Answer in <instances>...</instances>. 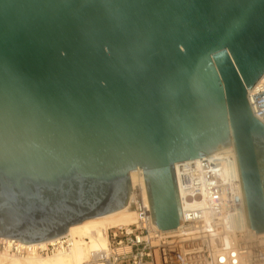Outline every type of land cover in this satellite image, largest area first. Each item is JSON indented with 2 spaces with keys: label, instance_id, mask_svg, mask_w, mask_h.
I'll return each instance as SVG.
<instances>
[{
  "label": "water",
  "instance_id": "95a60500",
  "mask_svg": "<svg viewBox=\"0 0 264 264\" xmlns=\"http://www.w3.org/2000/svg\"><path fill=\"white\" fill-rule=\"evenodd\" d=\"M263 72L264 0H0V238L46 243L122 210L136 169L152 228L174 230V165L229 147L264 234L246 97Z\"/></svg>",
  "mask_w": 264,
  "mask_h": 264
},
{
  "label": "built area",
  "instance_id": "2783aa9c",
  "mask_svg": "<svg viewBox=\"0 0 264 264\" xmlns=\"http://www.w3.org/2000/svg\"><path fill=\"white\" fill-rule=\"evenodd\" d=\"M262 93L264 72L246 96L252 115L264 125V107L257 108L264 104V97L253 98ZM208 157L174 166L182 223L171 231L152 228L146 192L138 180L130 182L135 221L107 231V247L96 261L101 264H264V234H256L247 227L234 151ZM70 246L71 240L66 235L43 245H24L0 238V251L17 258L46 257L65 252Z\"/></svg>",
  "mask_w": 264,
  "mask_h": 264
},
{
  "label": "bare ground",
  "instance_id": "6f19581e",
  "mask_svg": "<svg viewBox=\"0 0 264 264\" xmlns=\"http://www.w3.org/2000/svg\"><path fill=\"white\" fill-rule=\"evenodd\" d=\"M249 92H251V89ZM232 148L216 152L211 156L234 151ZM176 164L174 166H176ZM138 174H141V177ZM129 177L131 183L138 180V184L144 189V192H146L141 170L136 169L130 172ZM132 197V194L129 195L127 203L122 210L103 217L86 220L78 225L70 227L65 235L71 240V249L69 248V250L62 253H54L51 257L45 259H41L37 256H28L24 259H18L17 257H9L2 254L1 256L5 257L7 262L5 261L3 263L0 261V264H83L89 257L95 258L96 253L104 251L107 247L106 232L109 228L125 227V225L128 226L131 221L132 223L135 221V215L131 207ZM224 229L227 230L226 226H224ZM85 239L88 241L84 242ZM53 241L54 240L49 242ZM43 244L45 243H40L38 245Z\"/></svg>",
  "mask_w": 264,
  "mask_h": 264
},
{
  "label": "rangeland",
  "instance_id": "374dc122",
  "mask_svg": "<svg viewBox=\"0 0 264 264\" xmlns=\"http://www.w3.org/2000/svg\"><path fill=\"white\" fill-rule=\"evenodd\" d=\"M132 223V221L128 224V225H130ZM126 226V225H125ZM117 227V226H116ZM113 228H115V227H113ZM109 229H111V228H109ZM108 230V229H107ZM107 233V232H106ZM88 240L87 239H85L84 240V242H87ZM70 249H71V247H70ZM103 252V251H102ZM102 252H99V253H96V257L95 258H92V257H89V259L85 262V263H83V264H101L100 262H97L96 261V258L99 256V254L100 253H102ZM62 253V252H61ZM3 253H2V251H0V261H2L3 263L6 261L7 262V259L5 258V257H3V256H1ZM92 255V254H91ZM52 255H50V256H46V257H39V258H41V259H45V258H48V257H51ZM26 258V257H25ZM18 259H22V258H18ZM24 259V258H23ZM3 263H1V264H3Z\"/></svg>",
  "mask_w": 264,
  "mask_h": 264
}]
</instances>
